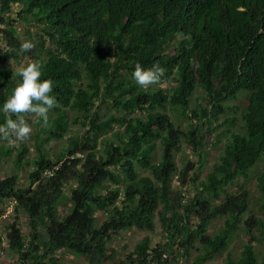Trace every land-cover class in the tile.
Returning a JSON list of instances; mask_svg holds the SVG:
<instances>
[{
  "label": "trees",
  "instance_id": "trees-1",
  "mask_svg": "<svg viewBox=\"0 0 264 264\" xmlns=\"http://www.w3.org/2000/svg\"><path fill=\"white\" fill-rule=\"evenodd\" d=\"M14 12L36 27L29 51H21ZM20 51L31 60L26 64L42 61L41 79L55 81L50 94L58 106L49 110L47 122L39 117L48 126L46 143L70 130L78 135L55 158L38 147L25 187H19L18 175L0 179V207L16 204L7 234L12 250L30 257V264H56V253L63 251L90 264H176L199 243V263L228 251L244 229L249 238L241 257L228 252L227 264L258 262L254 245L264 242V170L256 177L260 217L244 221L249 193L228 188L264 160V0H0V106L19 80L9 62H18ZM156 62L165 69L160 81L137 85L135 65ZM197 91L207 102L198 110L191 107ZM240 96L238 104L229 103ZM105 106L114 113L103 118ZM227 113L232 114L222 122ZM22 115L30 125L28 115L34 114ZM6 118L15 120L16 114L0 112V138L11 136ZM109 131L112 138L100 142ZM223 139L218 162L199 181L203 151ZM183 143L199 158L193 173L191 163L178 169L174 161ZM12 151L0 145V155ZM26 153L19 152L18 167ZM139 167L151 176L140 175ZM175 175L179 189L189 183L197 188L191 200L175 191ZM71 180L77 184L69 206L60 204ZM107 181L111 189L98 193ZM20 210L29 216L33 241L43 232L46 238L42 246L32 241L26 253ZM97 212L107 214L99 228ZM218 218H224L223 228L210 236ZM158 224L166 242L154 244L147 236L121 260L108 254L120 231L151 233Z\"/></svg>",
  "mask_w": 264,
  "mask_h": 264
},
{
  "label": "rangeland",
  "instance_id": "rangeland-1",
  "mask_svg": "<svg viewBox=\"0 0 264 264\" xmlns=\"http://www.w3.org/2000/svg\"><path fill=\"white\" fill-rule=\"evenodd\" d=\"M14 20V26L19 31V39L20 42L23 43L25 41H30L32 43L33 39H36V27L34 24L31 23L29 19L26 21H21L16 12L11 15ZM27 61L29 60V56L25 55L23 52H19V60L15 62L11 60L9 64L14 68L20 65H26ZM237 99L236 101L229 102L231 105H236L238 102L243 100V97ZM207 105V102L204 101V94L201 91H197L191 99V107L193 109H199L200 105ZM102 117L105 118L106 116L114 113L113 109L109 106H105L102 110ZM232 113H227L225 115H221V120L228 118L231 116ZM54 117V115H53ZM32 120L30 124L31 132L29 133L26 139H16L13 130H10L11 136L6 138H0V145H5L13 149V153L11 156L6 157L4 155H0V179H4L6 177L18 175L19 176V187H25L29 182V173L33 169V161L37 156L38 147H41L46 154L50 158H55L61 151L64 150L66 147V140L69 137L77 136L76 130H70L63 139L55 140L50 143H46L47 134L45 130L48 126H43L42 122L39 120V116L36 114L29 116ZM174 121L175 118H173ZM177 122V121H176ZM229 127L228 124L221 127L220 130L227 129ZM240 127V122L237 124V129ZM116 130V129H115ZM220 132V131H218ZM217 132H215L216 134ZM113 131H109L106 134L102 135L99 141L101 142L104 138H112ZM225 143V139L218 143H211L207 146V148L203 151L204 153V160H205V167L204 170L200 173L199 181L205 179L206 174L210 171L212 166L218 162L220 154L223 151V145ZM26 149L27 153L24 155V161L21 166H17L16 160L18 158V154L20 151ZM161 156V147L158 146L156 151V161L159 160ZM174 161L176 162L178 169H182L188 163H191V166L194 169L191 171L192 173L196 170L199 158L197 154L192 152L191 146L187 145L186 143L182 144V149L179 152H175L173 154ZM77 158H82V154L77 153ZM140 175H148L151 176L149 172L142 168H138ZM264 170V160L261 163L252 169L249 173V178H239L235 185L230 186L229 192L230 193H241L243 191V187L249 193V210L247 214L244 216V221L248 220L252 216L260 217L261 214L258 210V205L262 200V194L257 191L256 189V177L260 173V171ZM77 182L75 180H71L68 182L64 189V194L60 198V204H65L69 206V201L72 193V189L76 186ZM173 186L175 187V191L184 192L185 200H191L194 194L197 191V188L189 183L182 189H179V185L177 183V176L174 177ZM199 185H197L198 187ZM111 189L110 181H107L104 188L98 189V193L105 194L107 190ZM204 196V194H201ZM184 204H187L184 201ZM68 209V208H67ZM16 211V204L15 202H9L7 204H3L0 207V237L2 238V243L0 244V264H23L26 261L27 264H30L32 261L28 259H24L21 257L16 251L11 249L10 242L8 239V227L14 221L17 213ZM66 211V210H65ZM64 213H68L66 211ZM19 228L25 236L26 246L23 250L24 253L28 252V248L30 247L31 242L33 241V230L30 225V220L28 214L20 210L19 214ZM96 217V227L99 228L103 225L105 220L107 219V214L105 212H97L95 214ZM196 223V219L191 220V226H194ZM224 218L214 219L208 229V234L210 236L216 234L223 228ZM243 224V223H242ZM244 228V227H243ZM43 236L37 237L36 241H33L35 245L39 244L42 246V243L46 240L44 237V232L42 233ZM147 236L152 238L154 244L157 243H164L167 240L165 237L167 236L166 233L163 232V228L160 224H158L157 229L154 232L148 233L146 231H139V230H130L127 232L120 231L117 235L114 236V239L108 244L109 247V255H113L116 260L123 259L128 253L135 250L136 246L140 244L143 239ZM249 235L244 229L239 230L232 238L229 244L228 251L223 253L217 254L213 259L202 261L197 263L196 258L199 255L198 247H200L199 243H196L197 248L191 249L188 253L187 257L179 256L177 259L176 264H227V254L230 252L234 259H239L241 257L243 245L246 244L248 241ZM255 252L257 254L258 262L256 264H262V257L264 254V242H257L254 245ZM57 259L56 264H90L88 259H84L79 257L71 252L63 251L56 253L55 255ZM48 264H54L48 262ZM107 264H111L110 262Z\"/></svg>",
  "mask_w": 264,
  "mask_h": 264
},
{
  "label": "clouds",
  "instance_id": "clouds-1",
  "mask_svg": "<svg viewBox=\"0 0 264 264\" xmlns=\"http://www.w3.org/2000/svg\"><path fill=\"white\" fill-rule=\"evenodd\" d=\"M30 41H25L20 45L21 51H29L33 48ZM165 69L154 63L151 67H144L137 63L132 78L142 88L160 81L164 76ZM13 75L19 77L15 87L10 95L0 106V112L16 114V119L6 118L5 125L7 129L13 130L15 138L26 139L31 132L30 125L25 121L24 113H33L47 122L49 110L58 106L56 97L51 95L55 81L51 78L41 79L42 61L35 60L26 65H20L15 68ZM3 131V126H0ZM7 137V132L4 133Z\"/></svg>",
  "mask_w": 264,
  "mask_h": 264
},
{
  "label": "built area",
  "instance_id": "built-area-1",
  "mask_svg": "<svg viewBox=\"0 0 264 264\" xmlns=\"http://www.w3.org/2000/svg\"><path fill=\"white\" fill-rule=\"evenodd\" d=\"M150 264H152V263H150Z\"/></svg>",
  "mask_w": 264,
  "mask_h": 264
}]
</instances>
